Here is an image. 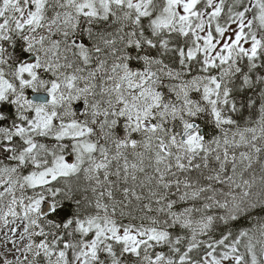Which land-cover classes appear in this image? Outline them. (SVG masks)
Returning <instances> with one entry per match:
<instances>
[{
    "label": "snow or ice",
    "instance_id": "obj_1",
    "mask_svg": "<svg viewBox=\"0 0 264 264\" xmlns=\"http://www.w3.org/2000/svg\"><path fill=\"white\" fill-rule=\"evenodd\" d=\"M0 234V264H264V0H0Z\"/></svg>",
    "mask_w": 264,
    "mask_h": 264
},
{
    "label": "rangeland",
    "instance_id": "obj_2",
    "mask_svg": "<svg viewBox=\"0 0 264 264\" xmlns=\"http://www.w3.org/2000/svg\"><path fill=\"white\" fill-rule=\"evenodd\" d=\"M0 235H2V234H0ZM9 247H11L10 245H9ZM7 252V249L3 246V244H2V242H0V253H6ZM13 257L10 255L9 256V259H12Z\"/></svg>",
    "mask_w": 264,
    "mask_h": 264
}]
</instances>
